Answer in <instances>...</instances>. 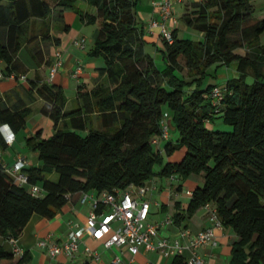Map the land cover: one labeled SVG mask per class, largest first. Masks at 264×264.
<instances>
[{
	"label": "trees",
	"instance_id": "1",
	"mask_svg": "<svg viewBox=\"0 0 264 264\" xmlns=\"http://www.w3.org/2000/svg\"><path fill=\"white\" fill-rule=\"evenodd\" d=\"M77 1L51 5L47 0H0V60L6 74L22 75L17 55L24 43L37 38H30L31 21H46L52 14V21L63 19L69 8L84 23L97 24L92 56L104 61L99 70L104 80L80 85V104L71 110H65L61 86L35 85L43 101L40 112L54 122L55 131L47 139L42 130L25 137L26 147L41 162L23 169L27 184L14 180L0 159V236L18 239L34 215L52 220L75 195L126 191L156 177L186 181L202 175V185H195L186 208L172 221L180 225L213 204L223 226L239 239L229 264H264V18L254 17L252 0L192 3L182 20L205 39H182L178 29H170L171 42L159 36L164 71L145 49L155 42L146 40L139 25L143 0H84L93 14L80 11ZM69 29L65 25V31ZM38 59L43 62L42 53ZM182 60L187 69L198 72L190 80L182 74ZM232 64L237 77L224 86L205 85L210 66ZM249 64L257 71L250 85L245 81ZM216 87L223 89L215 105L210 95ZM169 112L176 143L170 133L160 137ZM31 114L30 108L0 100V128L8 126L14 135L27 128ZM94 119L101 127H94ZM217 119L232 130L217 129ZM0 147H7L1 131ZM177 150L179 160L163 162L164 153L171 156ZM53 174L57 182L49 179ZM32 187H39L40 193L34 195ZM16 257L0 247V264L29 260L26 253ZM172 264H188L187 258L176 256Z\"/></svg>",
	"mask_w": 264,
	"mask_h": 264
},
{
	"label": "crops",
	"instance_id": "2",
	"mask_svg": "<svg viewBox=\"0 0 264 264\" xmlns=\"http://www.w3.org/2000/svg\"><path fill=\"white\" fill-rule=\"evenodd\" d=\"M5 3L7 0H1ZM51 5H54L58 0H47ZM160 0H143L142 4L138 8L139 20L142 21V26L146 33V40L148 42H155L157 48H163L162 41L158 37L159 29L155 28L151 30V23L153 20L161 22V16L159 14L158 3ZM174 5L184 7L183 15L186 9L192 4L201 2L195 0H173ZM76 7L84 13H94L88 3L84 0H78ZM173 5V8H174ZM66 11V10H65ZM64 11L62 25H56V21H52L53 14L46 21L32 20L30 26L31 37H37L42 39L43 48L45 53L42 54L43 62L39 59H35L36 56L31 55L32 63L25 61L21 58L20 53L24 49L28 48V45L23 44L20 52L17 55V61L21 63L22 69L19 74L27 77L26 82L22 81L21 84H15L12 82L0 81V100L7 101L12 106L20 108L32 109L31 116L36 115L32 119L33 129L31 124L27 122V128L15 134V140L12 145H8L5 148L0 147V159L3 164L12 166L15 162L24 158L28 162V167L41 166V162L38 159L36 153L29 150L25 145V137L34 134L39 126H44L46 123L49 125V118L41 114L40 110L43 105V101L38 95L35 85L38 87L43 84H56L61 86L64 90L74 87L75 97H72L70 101H67L65 110H71L80 104L78 99V87L80 85L93 86L98 82L103 81L104 77L100 75L99 70L104 67V61L101 58H97L93 64V69L88 74L86 59L83 58V52L80 47L75 45V40L84 39V29L81 25H86L82 20L76 25L77 30L71 27L69 22H66V12ZM57 13V12H56ZM175 19V18H174ZM177 21V19H176ZM65 25L69 26V31H65ZM170 29H178L182 27L181 21H177L174 24L169 22ZM58 28V29H56ZM180 36V32H179ZM30 37V38H31ZM59 39V43L55 40ZM146 49V48H145ZM62 51V65L59 68L53 81L50 82V71L55 61L56 51ZM29 52V51H28ZM37 58V57H36ZM37 60V61H36ZM78 66L83 67V71L80 74H76ZM0 69H5V63L0 60ZM91 83H90V81ZM37 119L40 123H37ZM170 124V122H169ZM171 127V125H170ZM24 135V136H23ZM19 143V148L17 145ZM27 149V151H25ZM180 158V157H179ZM172 180V179H171ZM193 187L186 189V195L190 196L188 192H192L195 185H199V182L203 183L202 175H192L189 180ZM174 183H177L174 185ZM152 186V192L148 200L151 201V209L148 221L151 223H163L169 218H173V215L177 212H183L187 204L184 203L181 198L184 195V181L175 180L171 181V186L168 189L165 188V181L161 180V186L157 189L155 181H150ZM182 184V185H181ZM156 193V194H155ZM95 194V193H90ZM81 195H75L70 198L68 204L59 212L52 220L42 218L38 215H34L27 226L24 228L22 234L18 238V246L29 257L27 264H114L115 259H119L118 264H172L174 257H166L161 252H150L145 246L140 248V252L135 257L125 247H111L105 246V240H97L92 237V230L87 225V218L90 215L92 209V202H81ZM214 205L210 204L208 207H204L197 211L194 216L186 221L181 222L180 225L171 223L162 228L161 233L163 236L174 240L180 237L182 230L189 232V237L198 235L201 231L205 230L210 225L208 221L210 209ZM156 209L159 213L158 217L153 214V210ZM156 213V214H157ZM166 215V216H165ZM165 221H159L163 219ZM116 226V225H114ZM78 228H84L85 234L79 247V252L74 258H68L64 255H60L57 258H51L48 256L45 250L39 247V242L44 239H49L51 243H61L68 240V235L71 230ZM215 240L217 245L201 246L197 249V253L204 260V264H229L231 260L232 246L239 239L235 232L228 227L223 226L222 229L215 230ZM187 241V240H185ZM184 241V243H186ZM0 247L4 250L12 252L14 245L9 239L0 236ZM86 248L91 250V253L86 252ZM190 252L185 253L187 258ZM98 257V259L96 258ZM16 259H19L17 256ZM133 262L131 263V261Z\"/></svg>",
	"mask_w": 264,
	"mask_h": 264
},
{
	"label": "built area",
	"instance_id": "3",
	"mask_svg": "<svg viewBox=\"0 0 264 264\" xmlns=\"http://www.w3.org/2000/svg\"><path fill=\"white\" fill-rule=\"evenodd\" d=\"M173 0H160L158 3L161 22L153 20L151 30L158 28V37L172 41L169 22L177 23L173 18ZM75 45L83 48L85 45L84 39L75 40ZM62 51L58 50L55 53V61L50 71L49 81L52 82L59 68L62 65ZM83 71L82 66H78L76 74ZM7 78H16L21 81H26L25 75L6 74L0 69V81ZM222 87H216L211 92V99L216 105L222 96ZM161 138H167L170 133L169 115L165 114L162 121ZM8 145H12L15 140L13 131L8 126L0 128ZM160 139L156 138L154 143H158ZM28 165L24 158L18 159L14 165H5L7 173L20 184H27L28 177L24 174L23 169ZM175 180L174 177L171 178ZM31 192L36 195L40 193L39 187H32ZM152 192V186L149 182L141 187H130L126 191H117L115 193H100V194H85L81 198L84 204L88 201L92 202V209L87 218V225L92 230V237L97 240H105V246L125 247L133 257L139 254L140 248L145 246L148 251H159L166 257L185 256L187 251L190 255L187 257L188 264H204V260L197 253V249L206 245H217L215 240V230L222 229L223 224L218 218L215 208H211L208 221L210 225L194 237H189L187 230H182L180 237L171 240L162 235L161 230L166 225L173 223L169 218L163 223H151L148 221L151 201L148 200V193ZM191 196L192 192H188ZM210 205H207L208 207ZM116 225V226H114ZM85 234L84 228L71 230L68 235V240L61 243H51L49 239H44L39 242V247L45 250L51 258H57L64 255L68 258H74L79 252L80 244ZM187 240V241H185ZM14 245L13 253L15 256L21 257L24 251L18 246V239H11ZM184 241L186 243H184ZM87 253H91L89 248H86ZM98 259V257H96ZM133 260L131 261V263ZM114 264L119 263V259L113 261Z\"/></svg>",
	"mask_w": 264,
	"mask_h": 264
},
{
	"label": "rangeland",
	"instance_id": "4",
	"mask_svg": "<svg viewBox=\"0 0 264 264\" xmlns=\"http://www.w3.org/2000/svg\"><path fill=\"white\" fill-rule=\"evenodd\" d=\"M195 1H200V0H195ZM253 3V7H254V17L257 19L260 18H264V0H252ZM183 11H184V7H180L177 5H174L173 8V18L177 19V21H181V25L182 27L179 28V32H180V38L182 39H189L194 43H199V41H204L205 39V35L204 33L189 27L185 21L182 20V15H183ZM66 22H69L71 24V27L75 30H77V24L79 23V20H81L79 14L73 10V9H66ZM57 24L56 25H62L63 22H61V20H57L56 21ZM64 25V24H63ZM139 25L142 26V21H139ZM82 29H84V38H85V45L83 48H80L81 52H83V58L86 59V65L85 68H87L86 72H88V74H90V72L93 69V62L97 59L94 58L92 56V51L94 49V45L96 42V37H97V24L95 23H89L86 25H81ZM58 29V28H56ZM30 37H31V32L29 33ZM262 39L264 40V35L262 36ZM25 45H28V43H24ZM43 41L40 38H35L34 41H32L30 43V45H28V48L24 49L21 51L20 56L23 60L25 61H29L30 63H32V59L30 57V53L31 55L36 56L35 59L39 58V53H45L44 48H43ZM163 49V48H162ZM161 48H157L156 45L154 44H148L146 46V52L149 53L153 58H154V62L156 64V66L161 70L164 71L166 69V61L164 60V54ZM29 51V52H28ZM36 53V54H35ZM237 53L239 54H245L244 50H238ZM37 61V60H36ZM185 64V61L182 60V65ZM198 72L196 70H189L185 67L184 65V69L182 70V74L184 75V78L186 80H190L192 77H194ZM207 73L209 74L206 79H205V85L208 84H214V85H220V86H224L227 81L229 79H233L235 77L238 76L237 72H236V67L235 64H232L230 66H218V65H212L209 67ZM257 77V71L255 69V67L252 64H249L246 70V76H245V81L247 84H252L254 82V79ZM15 84H21L22 81L20 79H16V78H7L2 80V82H12ZM90 81V80H89ZM26 82V81H25ZM27 83V82H26ZM91 83V81H90ZM68 87L64 88V95L66 96L67 101H70L72 99V97H75V93H74V87H72L71 89H67ZM36 117V115L34 116H29L28 118V122L32 125L31 128L33 129V121L32 119ZM49 125L48 123H46L44 126H39L38 129L42 130V137L47 139L53 136L54 134V122L49 119ZM169 126L170 127V141L173 143H176L177 139H178V133L175 130L173 123H172V118H171V113L169 112ZM37 123H40V120L37 119ZM94 127L99 128L100 126V122L97 119H94L93 122ZM215 127H217V129L221 128L224 131H231L232 128L229 126H226L223 124L222 120L217 119L216 120V124ZM24 136V135H23ZM19 143L17 145V148H19ZM25 151H27V149H25ZM180 151L177 150L175 151L171 156H167V154H163V158H164V163H167L168 161L174 162L179 160L180 158ZM161 167L158 165L156 166V170H160ZM49 179L53 182H57L58 181V175L57 174H53L49 177ZM161 180L165 181L166 186L165 188L168 189V186H171V177H167V178H161V177H156L153 181H155L157 189L160 188L161 186ZM189 179H187L186 181H184V195H182L181 200L184 203H188L189 202V197L186 195V189L193 187L194 184H192L190 181H188ZM177 183H174V185H176ZM199 185H202L201 182H199ZM156 194V193H155ZM150 194L147 195V197L149 198ZM154 209V208H153ZM158 211L156 209L153 210V214H155V216L158 217L157 213ZM157 213V214H156ZM166 216V215H165ZM159 221H165L164 218L159 220Z\"/></svg>",
	"mask_w": 264,
	"mask_h": 264
}]
</instances>
